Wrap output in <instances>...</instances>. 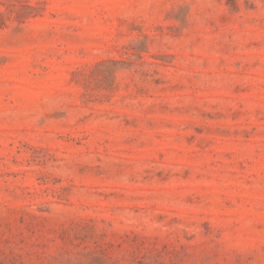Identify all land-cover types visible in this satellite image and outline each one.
I'll use <instances>...</instances> for the list:
<instances>
[{
	"label": "rangeland",
	"instance_id": "rangeland-1",
	"mask_svg": "<svg viewBox=\"0 0 264 264\" xmlns=\"http://www.w3.org/2000/svg\"><path fill=\"white\" fill-rule=\"evenodd\" d=\"M0 264H264V0H0Z\"/></svg>",
	"mask_w": 264,
	"mask_h": 264
}]
</instances>
